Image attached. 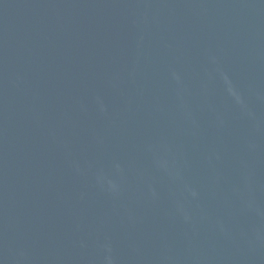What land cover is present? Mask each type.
<instances>
[{
    "label": "water",
    "instance_id": "obj_1",
    "mask_svg": "<svg viewBox=\"0 0 264 264\" xmlns=\"http://www.w3.org/2000/svg\"><path fill=\"white\" fill-rule=\"evenodd\" d=\"M0 264H264V0H0Z\"/></svg>",
    "mask_w": 264,
    "mask_h": 264
}]
</instances>
